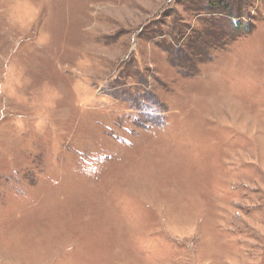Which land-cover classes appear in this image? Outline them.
I'll list each match as a JSON object with an SVG mask.
<instances>
[{
    "label": "rangeland",
    "instance_id": "rangeland-1",
    "mask_svg": "<svg viewBox=\"0 0 264 264\" xmlns=\"http://www.w3.org/2000/svg\"><path fill=\"white\" fill-rule=\"evenodd\" d=\"M1 191L0 264H264V0H0Z\"/></svg>",
    "mask_w": 264,
    "mask_h": 264
},
{
    "label": "trees",
    "instance_id": "trees-1",
    "mask_svg": "<svg viewBox=\"0 0 264 264\" xmlns=\"http://www.w3.org/2000/svg\"><path fill=\"white\" fill-rule=\"evenodd\" d=\"M239 23V21L237 22V24ZM237 24L235 25V27L237 28L238 26H237ZM179 66V65H178ZM180 67H182V66H180ZM18 187H16V188H14V185L13 186H10V187H8L5 191L8 193V195H13V199L14 198H19L20 196V194L23 192V190L22 189H20L21 188V186H19V185H17ZM3 191H1L0 192V195H1V193H2ZM29 195H30V192L28 193Z\"/></svg>",
    "mask_w": 264,
    "mask_h": 264
}]
</instances>
